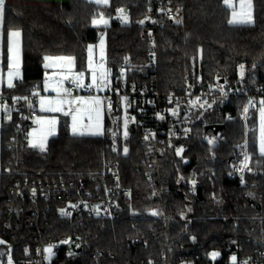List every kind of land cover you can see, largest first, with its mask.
Wrapping results in <instances>:
<instances>
[{
  "label": "trees",
  "instance_id": "obj_1",
  "mask_svg": "<svg viewBox=\"0 0 264 264\" xmlns=\"http://www.w3.org/2000/svg\"><path fill=\"white\" fill-rule=\"evenodd\" d=\"M176 1L182 5L179 23L166 21L156 39L161 90L184 89L187 72L192 80L201 75L205 85L224 79L227 89L243 85L264 99V0H252L254 21L245 25L228 23L231 9L223 0ZM150 4L151 0H110L107 5L93 0H5L2 67L7 66V33L18 29L22 33L23 73L14 87H5L3 92L23 95L43 90L47 55H72L78 69H87L89 47L104 33L111 83L126 57L137 66L147 63L154 43L142 34L148 26ZM118 9L125 10L127 23L121 21ZM101 13L109 23L94 25L93 19ZM241 64L246 71L242 80ZM245 100L240 93L208 109L195 110L185 149L180 155L170 152L161 163L160 177L154 179L148 178L150 170L136 136L129 140V154L123 155L113 150L106 131L99 136L72 134L67 117L62 118L58 133L44 151L27 141L16 168L8 145L18 110L3 114L0 237L5 243L0 244V264H8L9 259L13 264L19 256L32 253L39 228L46 242L61 243L73 237V247L61 243L47 264H178L188 258L192 264H233V255L235 264L264 260V155L257 148V106L251 109L249 121L254 130L248 138L254 170L243 182L229 176L244 140ZM219 108L222 113L230 111L232 117L225 119ZM219 121L225 123L226 139L210 146L204 140L205 126ZM6 164H11L9 170H4ZM113 173L119 180L114 181ZM101 177L116 190V216L83 212L71 219L70 214H61L68 206L63 197L41 199L38 219L32 213L37 209L33 200L11 195L14 182L24 179L64 183L66 187L72 183L74 188L85 183L97 191ZM14 206L15 212L10 211ZM8 212L14 225L11 232L3 233L2 221ZM185 247L196 250L185 254ZM100 250L110 255L102 257ZM213 251L220 253L215 259L210 256Z\"/></svg>",
  "mask_w": 264,
  "mask_h": 264
},
{
  "label": "built area",
  "instance_id": "obj_2",
  "mask_svg": "<svg viewBox=\"0 0 264 264\" xmlns=\"http://www.w3.org/2000/svg\"><path fill=\"white\" fill-rule=\"evenodd\" d=\"M181 14L182 5L176 0H151L147 19L149 24H147V29L142 34L143 37L150 36L154 43L149 60L147 63H141L140 66H137L130 57H126L115 76V80L106 91L100 93L107 118L106 138L113 150L127 155L131 151L129 140L132 136H136L143 146L144 160L150 170L148 178H159L161 163L167 155L170 152H176L178 148L185 149L186 139L191 135L195 110L208 109L219 100L229 99L232 95L242 93L246 97L243 106L244 140L240 144L242 149L232 161L229 173L232 179L242 181V177L244 180L246 175L254 170L251 159L248 161L250 171L248 169L241 171L240 169L245 156L250 157L248 138L254 130V126L251 125L249 118L251 109L255 108L259 102V98L255 93L249 91L243 85H235L231 89H227L222 81L213 86L205 85L201 75L192 80L187 72L184 75V89L165 92L159 86L157 79L159 62L157 34L166 21H179ZM221 88H223V91H221ZM76 91V87L72 85L68 87L69 93H75ZM25 97L27 99H24ZM35 97L36 95L33 93L21 95L0 92V118L5 113L18 110L13 127L14 132L8 145L13 151L12 164H16V168H19L22 162L21 149L28 141V126L33 123L38 114ZM21 98L24 100L22 103L20 102ZM250 101L251 103H249ZM245 107L248 108L247 113L244 112ZM217 111L225 119L232 117L230 111L222 113L221 108ZM173 112H175V115H173ZM217 123L224 122L219 121ZM125 132L127 133L126 136ZM225 139L223 130L218 133L213 130H209L207 134L204 133V140L210 146L225 141ZM209 140H212L213 143L210 144ZM125 149H127L126 152ZM10 167L11 164H6L4 170H9ZM112 176L114 181L119 180L117 173H113ZM97 187L98 190L94 191L85 183L74 188L72 183H70V187H66L64 183L48 182L44 184L24 179L14 182L11 195L22 199L28 197L33 200L37 209L32 213L36 214L38 219L40 218V210L38 209L41 199H60L63 197L68 201L66 211L70 213L71 219L74 216H80L83 212L89 214L96 212L95 214L100 217L116 216L119 207L116 205L114 198L115 188L108 184L105 177L98 180ZM73 205L75 207H72ZM15 209L14 206L9 210L15 212ZM12 216L8 212L2 221L3 233L12 231L14 225ZM38 232L39 240L33 252L29 255L19 256L13 264H47L50 258L54 256L61 243L46 242L40 234V228ZM65 240L69 241L66 244L71 249L73 247V237H68ZM50 246L52 247L51 254L45 251ZM26 248L30 250L29 245ZM98 254L103 257L110 255V252L100 250ZM243 262L245 261L240 264H243ZM178 264H192V260L188 258ZM247 264H264V260L256 263L247 261Z\"/></svg>",
  "mask_w": 264,
  "mask_h": 264
},
{
  "label": "rangeland",
  "instance_id": "obj_3",
  "mask_svg": "<svg viewBox=\"0 0 264 264\" xmlns=\"http://www.w3.org/2000/svg\"><path fill=\"white\" fill-rule=\"evenodd\" d=\"M95 1V0H93ZM110 0H108V3ZM237 7L239 5V0H235ZM251 8H245V12L251 14L252 23L254 21V9L252 0H250ZM105 5V4H103ZM105 19L108 20L109 18L103 15ZM100 17V16H99ZM96 17V19H99ZM1 24L2 18H0V74H3L5 77V85L7 87V66L4 68L2 67V49H3V35L1 31ZM104 25V24H99ZM11 31H19L18 29H11ZM103 41V43H101ZM91 52L89 51L88 55V66L87 69L81 70L77 68L76 60L72 55H47L46 57L58 58V57H72L73 61L69 63L67 60L61 59H51L45 60V64H48L49 67L46 68V77L43 85V90L37 91V96L40 95V101L43 98L45 101L47 100H77V103L69 105L65 103L63 108L65 111H68L71 108L73 111L79 109V112L76 113L78 116L77 127L80 131L84 132L83 135H104L106 131V112L104 107L103 99L100 97V93L106 91L112 81V70L108 65V54H107V36L104 33L100 40L90 45ZM22 33L19 37V76L15 77L13 83L15 85L16 80L22 77ZM83 72V77L78 79V74ZM67 77V78H65ZM246 77V71L244 69L243 77L240 76L239 70V79L242 80ZM76 81V82H73ZM83 83L84 87H80L79 84ZM46 84L48 85L46 88ZM2 84H0L1 86ZM72 85L76 87L77 91L74 93L73 96L67 95V92L59 91L58 89H67ZM89 85H91L89 87ZM79 98V99H77ZM99 100V104L96 101ZM263 99H259V104L256 108V135H257V148L259 151V141H260V124H261V117H260V109L264 107L261 105L260 101ZM48 105L45 104V107ZM41 109V104L39 103V110ZM39 117H52L55 116L57 118V124L55 125L54 134L48 135L47 128L48 126L45 125L44 132H41V125H33L28 130V142L31 140L33 143L39 144L43 142L45 146L47 145L49 139L56 135L59 131L61 120L64 117H67L69 120V129L70 132L73 134L72 131V115L65 116L62 112H47L40 110ZM38 118V117H37ZM37 120V119H36ZM34 130H36L34 132ZM80 135V134H77ZM46 137V138H45ZM260 153V151H259ZM261 154V153H260ZM0 240L1 237H0ZM214 252V251H213Z\"/></svg>",
  "mask_w": 264,
  "mask_h": 264
},
{
  "label": "snow or ice",
  "instance_id": "obj_4",
  "mask_svg": "<svg viewBox=\"0 0 264 264\" xmlns=\"http://www.w3.org/2000/svg\"><path fill=\"white\" fill-rule=\"evenodd\" d=\"M95 2L97 4H108V0H95ZM223 4L225 5L226 8L231 9V18L228 20V23L230 25H235V24H239V25H245V24H250L252 23V19H251V14L246 13L245 12V8H251V3L250 0H239V5L237 7V4L235 2V0H223ZM5 11V0H0V18L3 17ZM118 12L120 13V19L123 23H127L128 22V17L125 14V10L124 9H118ZM179 23V21H177ZM92 23L94 25H99V24H104L107 25L108 24V20L104 18L103 13L100 14L99 19L94 18ZM141 23H143V21H141ZM21 33L19 31H11L9 33H7V87L11 88L14 87V83L13 80L15 77L19 76V37H20ZM101 43H103V41H101ZM89 51L91 52V46L89 47ZM51 59H61V60H67L69 63H71L73 61L72 57H58V58H52V57H45V60H51ZM45 67H49L48 64H45ZM83 72L78 74V79H81L83 77ZM244 75V65L241 64L240 65V76L243 77ZM67 78V77H65ZM5 82V77L3 74H0V84H3ZM76 82V81H73ZM47 84H46V88H47ZM80 87H84L85 85H83V83L79 84ZM91 85H89L90 87ZM58 95H59V91H64L67 92V89H58ZM221 91H223V88H221ZM34 95H37V93H33ZM24 99H27L26 97ZM79 99V98H77ZM199 99V98H197ZM65 103H68L69 105L77 103V100H60V99H55V100H47L45 101L43 98L40 101L41 104V111H47V112H62L65 116L67 115H72V131L73 134H80L83 135L84 132L80 131V129L77 127V121H78V116L76 113L79 112V109H76L75 111H73L71 108H69L68 111H65L63 108V105ZM97 104H99V100L96 101ZM195 103V102H193ZM251 103V101L249 102ZM261 105H264V100L260 101ZM45 104H47L48 106L45 107ZM244 112L247 113L248 112V108L245 107L244 108ZM173 115H175V112H173ZM260 117H261V124H260V141H259V151L261 153V155H264V107H262L260 109ZM11 117L9 116V119ZM161 119H163V117H161ZM57 118L55 116L52 117H38L37 120L35 121V123H37L38 125H41V132H44V126L47 125V134L48 135H52L54 134V129H55V125L57 124ZM36 130H34L35 132ZM127 135V133L125 132V136ZM46 138V137H45ZM147 138V137H146ZM209 143H213L212 140H209ZM30 146L32 147H39L41 151L45 150V144L43 142L36 144L33 143L31 140L29 141ZM127 151V149H125V152ZM183 151V149L178 148L176 150V154L180 155L181 152ZM250 160V157L245 156L244 161L242 162L241 165V171H243L244 169H248L249 171L251 170L248 167V161ZM242 182H243V177L241 178ZM193 183H195L193 181ZM35 191V190H33ZM251 195V194H250ZM72 207H75V205H73ZM61 214L63 215H67L70 213L65 212V210H61ZM153 215H156L157 213L155 211H153L152 213ZM194 239V238H193ZM69 241H62L61 243H68ZM5 242L0 240V244H4ZM45 251L49 254L52 253V247H48L45 249ZM69 255H71V253H69ZM220 255V253L218 252H212L210 253V256L212 259H215L216 257H218ZM237 258L235 255H233L231 257V261L233 262V264H235ZM8 264H12L11 259H9ZM243 264H247V261L243 262Z\"/></svg>",
  "mask_w": 264,
  "mask_h": 264
},
{
  "label": "water",
  "instance_id": "obj_5",
  "mask_svg": "<svg viewBox=\"0 0 264 264\" xmlns=\"http://www.w3.org/2000/svg\"><path fill=\"white\" fill-rule=\"evenodd\" d=\"M149 24V22H148ZM224 79L222 80V82ZM225 128L224 123H215V124H209L205 126L204 133L207 134L209 130H213L215 133H218L219 131L223 130ZM195 247H185L184 248V253L185 254H190L192 251H195Z\"/></svg>",
  "mask_w": 264,
  "mask_h": 264
},
{
  "label": "crops",
  "instance_id": "obj_6",
  "mask_svg": "<svg viewBox=\"0 0 264 264\" xmlns=\"http://www.w3.org/2000/svg\"><path fill=\"white\" fill-rule=\"evenodd\" d=\"M18 80V79H17ZM16 80V81H17ZM6 87V85H5V82L0 86V92L1 91H3V89ZM67 95H71V96H73L74 95V93H69V92H67ZM35 103H36V106H37V111H38V114H37V116H36V118L34 119V121H33V123H32V125L31 126H33V125H36L37 123H35V121H36V119H37V117H39L40 115V110H39V103H40V95H36V97H35ZM29 136V135H28Z\"/></svg>",
  "mask_w": 264,
  "mask_h": 264
}]
</instances>
